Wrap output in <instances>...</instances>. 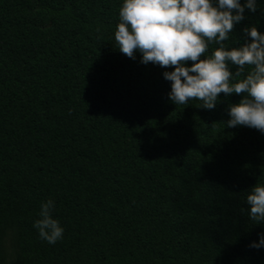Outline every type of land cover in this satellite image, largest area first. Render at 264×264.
<instances>
[{
  "label": "trees",
  "instance_id": "1",
  "mask_svg": "<svg viewBox=\"0 0 264 264\" xmlns=\"http://www.w3.org/2000/svg\"><path fill=\"white\" fill-rule=\"evenodd\" d=\"M120 4L0 0V264H264L243 201L264 134L224 126L235 93L170 102L165 69L114 48ZM245 17L234 46L264 31ZM49 198L55 244L32 226Z\"/></svg>",
  "mask_w": 264,
  "mask_h": 264
},
{
  "label": "clouds",
  "instance_id": "2",
  "mask_svg": "<svg viewBox=\"0 0 264 264\" xmlns=\"http://www.w3.org/2000/svg\"><path fill=\"white\" fill-rule=\"evenodd\" d=\"M245 9L264 15L261 0H121L114 48L132 59L139 53L140 63L165 69L167 99L176 106L196 100L198 107L211 110L221 99L218 94L225 100L237 94V102L227 103L224 126L264 134V31L250 23L242 28L243 43L234 46L230 39L234 25L246 18ZM243 201L249 221L264 224V182L251 185ZM54 208L51 198L41 202L32 225L48 244L64 232ZM257 237L248 247L264 250V232Z\"/></svg>",
  "mask_w": 264,
  "mask_h": 264
}]
</instances>
